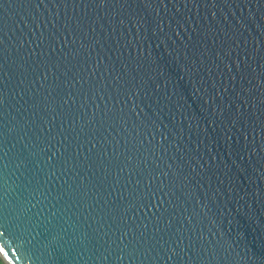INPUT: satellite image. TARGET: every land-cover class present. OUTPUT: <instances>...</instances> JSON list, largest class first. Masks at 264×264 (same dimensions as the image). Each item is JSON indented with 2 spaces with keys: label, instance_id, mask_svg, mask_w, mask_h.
Segmentation results:
<instances>
[{
  "label": "water",
  "instance_id": "95a60500",
  "mask_svg": "<svg viewBox=\"0 0 264 264\" xmlns=\"http://www.w3.org/2000/svg\"><path fill=\"white\" fill-rule=\"evenodd\" d=\"M6 264H264V0H0Z\"/></svg>",
  "mask_w": 264,
  "mask_h": 264
},
{
  "label": "snow or ice",
  "instance_id": "6c2138e0",
  "mask_svg": "<svg viewBox=\"0 0 264 264\" xmlns=\"http://www.w3.org/2000/svg\"><path fill=\"white\" fill-rule=\"evenodd\" d=\"M0 235H3L0 233ZM6 245L3 243H0V264H6L5 257L8 255V253L5 251Z\"/></svg>",
  "mask_w": 264,
  "mask_h": 264
}]
</instances>
